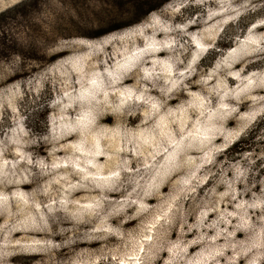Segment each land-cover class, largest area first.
<instances>
[{
  "label": "clouds",
  "instance_id": "9594fccd",
  "mask_svg": "<svg viewBox=\"0 0 264 264\" xmlns=\"http://www.w3.org/2000/svg\"><path fill=\"white\" fill-rule=\"evenodd\" d=\"M0 264H264V0H0Z\"/></svg>",
  "mask_w": 264,
  "mask_h": 264
}]
</instances>
